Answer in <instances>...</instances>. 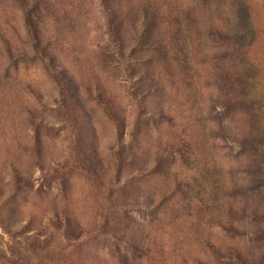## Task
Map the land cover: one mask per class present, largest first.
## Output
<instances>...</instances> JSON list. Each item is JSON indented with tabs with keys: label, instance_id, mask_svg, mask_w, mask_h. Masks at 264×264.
I'll return each instance as SVG.
<instances>
[{
	"label": "rangeland",
	"instance_id": "rangeland-1",
	"mask_svg": "<svg viewBox=\"0 0 264 264\" xmlns=\"http://www.w3.org/2000/svg\"><path fill=\"white\" fill-rule=\"evenodd\" d=\"M0 264H264V0H0Z\"/></svg>",
	"mask_w": 264,
	"mask_h": 264
}]
</instances>
